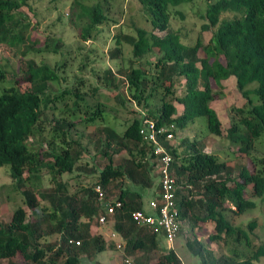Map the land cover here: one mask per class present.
<instances>
[{
  "label": "trees",
  "instance_id": "obj_1",
  "mask_svg": "<svg viewBox=\"0 0 264 264\" xmlns=\"http://www.w3.org/2000/svg\"><path fill=\"white\" fill-rule=\"evenodd\" d=\"M89 1L73 0V13L68 15L77 19L71 23L78 26L84 41L98 35L100 26L117 21L109 13L115 0ZM192 1L137 0L148 27L136 25L135 34L116 35V44L131 45L134 57L128 67L103 70L102 81L116 92L119 104L126 102L120 91L126 83L133 100L156 120L157 127L164 125L171 131L175 125L178 135L204 116L210 133L229 139L234 151L228 153L242 162L220 160L206 151L205 140L198 137L184 136L174 143L167 133H158L177 176L178 236L185 235L188 249L200 258V264H255L264 258V242H257L235 220L257 206L253 197L264 202V0L208 2L207 22L193 44L184 40L182 31L171 28L172 8ZM30 13L37 16L30 0H0V44L17 49L20 55L15 70L0 61V166L9 165L13 188L22 193L26 205H19L11 220L0 224V260L99 264V254L118 247L103 233H93V227L100 226L98 216L105 213L106 204L122 202L106 217L114 220L113 229L125 242L123 259L153 264L151 254L160 251L154 264H183L174 248L164 247V230L139 225L132 217L134 210L144 209L161 190L154 144L143 140L141 120L134 118L122 134L110 125L90 133L81 130L107 119L105 108L111 97L100 91V85L89 88V94L86 80L78 75L66 81L67 68L74 62L68 64L69 53L64 52L54 65L37 60L39 53L63 51L64 41L51 35L45 42L33 39ZM153 52L158 57L156 62L147 59L150 71L142 62L136 65ZM120 53L117 48L112 58ZM232 78L246 102L231 108L225 129L213 103L229 96L224 82ZM25 83L30 89L21 90L18 85ZM84 138L95 147L91 158L85 157L89 146L83 144ZM115 155L120 156L116 165ZM95 159L110 162L98 168ZM79 169L95 180L73 192L63 177ZM99 186L105 194L102 199ZM146 197H151L149 202ZM205 225L213 228L207 239L198 236ZM213 243L217 249L211 247Z\"/></svg>",
  "mask_w": 264,
  "mask_h": 264
},
{
  "label": "rangeland",
  "instance_id": "obj_2",
  "mask_svg": "<svg viewBox=\"0 0 264 264\" xmlns=\"http://www.w3.org/2000/svg\"><path fill=\"white\" fill-rule=\"evenodd\" d=\"M214 0H194L192 2H184L175 8H172L173 18L171 20V28L174 31H182L184 40L188 43H194L199 32L202 29V25L206 23L207 19L205 16V11L208 2ZM73 0H30V4L35 7V14L30 13L33 17V29L31 30V35L33 39L41 40L45 42L48 36L51 35L55 38H61L63 40V51L57 52H44L36 55L38 61H47L52 65L56 64L58 61L62 60L64 52L66 55L69 53V62L74 60L73 65L71 64L67 68L66 81H71L75 75L86 80L85 91H89L92 94V90L89 89L93 85H100V91L102 93L108 94L111 100L108 102V107L105 108V116L107 119H100L96 124L89 125L87 127H81V130H85L86 133L93 132L96 127L110 125L118 133L122 134L127 126V124L134 118L140 117L139 110H144V108L139 105L135 100H133L132 90L122 85L120 91L124 93L126 102L119 104V101L114 98L116 92L110 91L102 81L103 70L110 67L114 71H117L120 67H128L130 65V60L133 59V47L125 42L121 44H116V35L120 32L124 34H135L136 25H142L148 27L141 18L140 4L137 0H115L111 4L110 16L116 19V22L109 21L108 23L99 27L98 35L94 38L84 41L78 36V26L71 22H76L77 19L72 17L73 11H71ZM90 4L95 3V1H89ZM181 11L184 14H177ZM60 14H63L65 18H61ZM74 16V15H73ZM37 18L39 22H37ZM70 19V21H69ZM72 19V20H71ZM70 22V23H69ZM35 25V26H34ZM149 30H151L149 28ZM159 35H163L164 32H157ZM206 39L209 38L210 33L206 32ZM120 48L121 53L118 58H112V53ZM17 49L8 47L5 44H0V61L6 64H10L14 70L19 67L20 55ZM158 54L155 52L144 57L140 62L143 66L150 71V66L147 63V59L151 62H156ZM74 58V59H73ZM71 60V61H70ZM84 63L85 65H81ZM226 93L229 95L223 100H218L214 102L213 106L217 109L220 119L223 123L225 129L229 126L231 108L234 105L241 106L246 101L244 97L238 91L236 78H232L224 82ZM21 90L30 89V84L25 83L18 85ZM181 88L178 85V89ZM181 90V89H180ZM180 90L178 92H180ZM232 91L234 93H232ZM134 92V91H133ZM91 97V96H89ZM153 101L156 99L152 98ZM94 99L91 97L90 102ZM184 136H189L190 138L198 137L200 140H205L207 144L206 151L215 153L219 156L220 160L228 161L231 163L242 162L241 159H234L233 153L231 155L228 153L232 150L231 143L229 139L215 135L209 132L207 119L204 116L198 117L193 123H191L186 129L180 131L177 135V140H181ZM83 144L89 146L87 148V153L85 157L91 158L90 156L95 155V147L93 143L90 142L89 138L83 139ZM264 149V146L262 145ZM155 159V157H153ZM120 161V156L115 155L113 164L116 165ZM97 163L98 168H102L106 163L110 162L107 160H94ZM157 169V166L155 167ZM86 171L75 170L73 173L64 174V179H68L70 182V189L74 192L84 185H90L94 182L95 176L87 175ZM159 177V175H158ZM49 177L45 178V183L48 184ZM12 178L9 174V165L0 166V224L9 222L12 218L13 211L19 206L24 205V199L22 193L13 188ZM149 196V195H148ZM149 202L151 197H146ZM253 200L257 203V206L253 209L247 210L241 216H239L235 223H241L245 228L251 231V234L256 238L257 242H264V202L259 196L253 197ZM147 203V202H146ZM28 210V208H26ZM28 214H31L28 210ZM230 214V213H227ZM113 224L109 223L105 226L95 225L92 232L95 234H101L105 236L106 239L111 235ZM253 230H252V229ZM213 228L209 229L206 225L203 230L198 231V236H203L202 238L207 239L206 235H209ZM194 234H188L192 236ZM123 242L121 238L117 239ZM164 242V247L170 249L169 245ZM212 248L217 249L215 243L212 244ZM173 248L181 257L183 264H200V258L192 254L188 249L186 237L182 236L173 243ZM119 249V248H118ZM110 249L98 255L99 264H122V259L125 256V251L122 249ZM160 251H155L151 254L152 263L157 262V258ZM8 260H0V264H8ZM85 262V261H84ZM85 264H93L90 262H85ZM255 264H264V258H261Z\"/></svg>",
  "mask_w": 264,
  "mask_h": 264
},
{
  "label": "built area",
  "instance_id": "obj_3",
  "mask_svg": "<svg viewBox=\"0 0 264 264\" xmlns=\"http://www.w3.org/2000/svg\"><path fill=\"white\" fill-rule=\"evenodd\" d=\"M171 131H168V127L164 125L157 127L156 122L149 119H143V126L140 129L144 139L152 142L155 145V153L159 157V173H160V185L161 190L157 193L156 197L152 199L144 209H136L132 212L133 219L139 225L155 226L164 230L167 240L170 244L174 243L178 237L181 221L178 219V210L176 206L177 199V176L175 170L172 168V156L166 148L158 141V133H167V138L171 141H175V126L171 125ZM100 193L101 199L105 194L101 187H97ZM122 206V202L114 204H107L106 213H101L99 221L101 224L107 222L108 213H115L118 208ZM117 233L112 234V238L117 237ZM80 244V242H77ZM119 249L123 248V244L117 242ZM122 264H138L133 257H125Z\"/></svg>",
  "mask_w": 264,
  "mask_h": 264
},
{
  "label": "clouds",
  "instance_id": "obj_4",
  "mask_svg": "<svg viewBox=\"0 0 264 264\" xmlns=\"http://www.w3.org/2000/svg\"><path fill=\"white\" fill-rule=\"evenodd\" d=\"M139 112H140V117H139V119L141 120V126H140V129H141V127L143 126V119L146 117V118H149V119H151V120H153V121H155L156 122V120H154L153 118H151V117H149L148 115H147V113H146V110H145V108H144V110H139ZM175 126V125H174ZM175 131H176V128H175ZM140 132V131H139ZM140 134H141V132H140ZM142 135V134H141ZM175 136H176V139H175V141H174V143L177 141V135H176V133H175ZM142 138H143V140L144 141H147V140H145L144 139V136L142 135ZM148 143H149V141H147ZM173 142V141H172ZM152 143V142H151ZM154 146V153H155V145H153ZM155 161L157 160V163H156V166H157V170H159V165H158V162H159V157L156 155V153H155V159H154ZM155 166V167H156ZM175 170V169H174ZM175 174H176V172H175ZM109 204V203H108ZM111 204V203H110ZM107 205V204H106ZM148 205H149V203H147L146 204V207H148ZM104 212V211H103ZM103 212H100L99 213V216H100V214L101 213H103ZM106 213V212H105ZM99 216H98V219H99ZM99 223H100V221H99ZM109 223H112V224H114V220H107V222L105 223V224H101L100 223V226H105V225H107V224H109ZM113 228V227H112ZM113 233H117L114 229H112V231H111V235L108 237V241L109 240H112V242H115V243H117V242H120V241H118L117 239H119L120 237H119V235H118V233H117V237H115L114 239H111L112 238V234ZM179 238V236L177 237V239ZM167 239V238H166ZM176 239V240H177ZM167 242H168V240H167ZM120 243H122V242H120ZM117 245V244H116ZM168 245H169V247L170 248H173V243L172 244H170L169 242H168Z\"/></svg>",
  "mask_w": 264,
  "mask_h": 264
}]
</instances>
